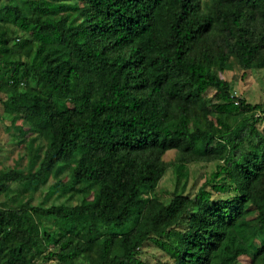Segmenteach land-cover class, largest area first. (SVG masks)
I'll return each mask as SVG.
<instances>
[{
	"label": "trees",
	"instance_id": "obj_1",
	"mask_svg": "<svg viewBox=\"0 0 264 264\" xmlns=\"http://www.w3.org/2000/svg\"><path fill=\"white\" fill-rule=\"evenodd\" d=\"M230 64L264 70V0H0L2 114L39 145L0 172V264H264V101Z\"/></svg>",
	"mask_w": 264,
	"mask_h": 264
},
{
	"label": "rangeland",
	"instance_id": "obj_2",
	"mask_svg": "<svg viewBox=\"0 0 264 264\" xmlns=\"http://www.w3.org/2000/svg\"><path fill=\"white\" fill-rule=\"evenodd\" d=\"M219 75L223 80L231 84L235 97L243 98L252 105L260 104L264 101V70L241 71L233 68L232 64H230ZM3 98V95L0 94V101ZM36 137V135L29 136L26 138L24 144H20L17 141L18 138L13 135L10 120L2 114V105L0 103V172L7 168L15 167L17 163L19 164L18 167L23 169L27 168L29 157L27 155L26 145L31 143L35 150L39 146L38 142L34 141ZM174 156V151H169L164 155L163 159L169 162L174 159ZM215 166V162L198 163L189 166V178L185 194H195L209 174L215 170ZM63 179L65 178L63 177ZM52 183L53 180L51 179L43 190L32 197L31 205L35 206L42 203L45 207H49L52 204H60L67 200V196L64 193L58 192L54 187L49 188ZM175 185L176 179L172 169H170L160 181L156 195L159 199L168 202L169 198L167 196L169 193L174 192ZM48 191L52 193V197L46 201L45 194ZM4 204L7 205L6 207H10L6 202ZM141 257L148 264H158L160 261H165L164 254L152 245H145L143 247ZM239 261L241 264H248V259L244 256Z\"/></svg>",
	"mask_w": 264,
	"mask_h": 264
}]
</instances>
